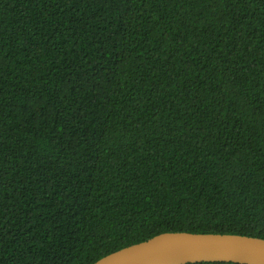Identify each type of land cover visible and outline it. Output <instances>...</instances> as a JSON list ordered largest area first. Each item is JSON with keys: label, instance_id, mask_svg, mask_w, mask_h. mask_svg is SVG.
<instances>
[{"label": "trees", "instance_id": "trees-1", "mask_svg": "<svg viewBox=\"0 0 264 264\" xmlns=\"http://www.w3.org/2000/svg\"><path fill=\"white\" fill-rule=\"evenodd\" d=\"M169 231L264 238V0H0V264Z\"/></svg>", "mask_w": 264, "mask_h": 264}, {"label": "water", "instance_id": "water-1", "mask_svg": "<svg viewBox=\"0 0 264 264\" xmlns=\"http://www.w3.org/2000/svg\"><path fill=\"white\" fill-rule=\"evenodd\" d=\"M264 264V238L233 233L161 232L110 252L92 264Z\"/></svg>", "mask_w": 264, "mask_h": 264}]
</instances>
